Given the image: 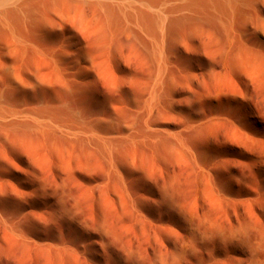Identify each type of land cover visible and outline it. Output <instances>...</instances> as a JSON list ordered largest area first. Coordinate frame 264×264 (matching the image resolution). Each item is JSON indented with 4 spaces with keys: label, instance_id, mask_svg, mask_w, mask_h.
Wrapping results in <instances>:
<instances>
[{
    "label": "bare ground",
    "instance_id": "obj_1",
    "mask_svg": "<svg viewBox=\"0 0 264 264\" xmlns=\"http://www.w3.org/2000/svg\"><path fill=\"white\" fill-rule=\"evenodd\" d=\"M256 89L264 0H0V157L27 152L74 172L96 152L119 211L134 206L131 184L167 162L192 163L212 193L205 130Z\"/></svg>",
    "mask_w": 264,
    "mask_h": 264
},
{
    "label": "rangeland",
    "instance_id": "obj_2",
    "mask_svg": "<svg viewBox=\"0 0 264 264\" xmlns=\"http://www.w3.org/2000/svg\"><path fill=\"white\" fill-rule=\"evenodd\" d=\"M173 89L177 126L186 87ZM251 94L203 135L212 193L192 163L167 162L131 184L135 207L119 211L103 195L96 152L81 154L74 172L27 152L0 157V264H264V89Z\"/></svg>",
    "mask_w": 264,
    "mask_h": 264
}]
</instances>
